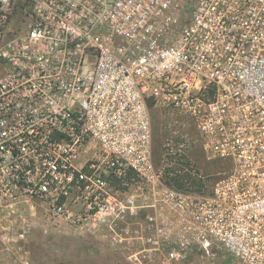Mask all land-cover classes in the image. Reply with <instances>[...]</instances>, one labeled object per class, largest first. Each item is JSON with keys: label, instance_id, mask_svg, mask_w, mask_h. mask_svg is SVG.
<instances>
[{"label": "built area", "instance_id": "obj_1", "mask_svg": "<svg viewBox=\"0 0 264 264\" xmlns=\"http://www.w3.org/2000/svg\"><path fill=\"white\" fill-rule=\"evenodd\" d=\"M153 109L194 131L177 150L228 163L209 193L165 181ZM30 201L93 223L147 209L157 264H264V0H0V217Z\"/></svg>", "mask_w": 264, "mask_h": 264}, {"label": "rangeland", "instance_id": "obj_2", "mask_svg": "<svg viewBox=\"0 0 264 264\" xmlns=\"http://www.w3.org/2000/svg\"><path fill=\"white\" fill-rule=\"evenodd\" d=\"M152 118L153 161L157 169L163 171L165 181L176 189L209 193L214 180L227 170L228 163L208 160L199 144L191 140L186 142L182 152L177 150L184 140L179 133L187 132L193 136L194 131L189 128L182 130L179 125L182 118L176 113L163 114L153 109ZM175 174L181 177L177 180L182 185L180 188L172 181ZM146 210L140 209L136 216L126 215L112 224L110 221L93 223L51 215L46 204L40 201L21 203L16 213L0 217V264L137 263L130 254L140 243L122 239L113 245L111 231L106 229H141L139 222L145 220ZM174 220L172 217L167 221L171 222L172 229L175 228ZM127 231H119L122 238ZM143 259L146 264H157L159 256L151 253ZM225 260L237 263L227 255L216 264H223ZM175 264H208V261L198 252H189Z\"/></svg>", "mask_w": 264, "mask_h": 264}, {"label": "crops", "instance_id": "obj_3", "mask_svg": "<svg viewBox=\"0 0 264 264\" xmlns=\"http://www.w3.org/2000/svg\"><path fill=\"white\" fill-rule=\"evenodd\" d=\"M146 211H148V210H146ZM106 230L111 231V238H112V244L113 245L115 242H119V240H121V239H127L129 242H132V241L137 242V243L139 242L140 245L131 251L130 255H132V256L130 258L131 259L133 258L134 260H136L138 262V263H134V264H146V261L143 258L148 256L147 254H149V253L147 251V249H148L147 245L142 243V241H141L140 236L142 235V233L140 234V232H139V231H141V229H129L130 233L126 234V236L124 238L120 237L121 234L118 233L119 232L118 229H106Z\"/></svg>", "mask_w": 264, "mask_h": 264}, {"label": "trees", "instance_id": "obj_4", "mask_svg": "<svg viewBox=\"0 0 264 264\" xmlns=\"http://www.w3.org/2000/svg\"><path fill=\"white\" fill-rule=\"evenodd\" d=\"M181 177H178L176 174L174 175V178L172 177V181H174L175 182V184H177L176 185V187L178 188H180L182 185L181 184H178L177 183V180H179ZM171 179V178H170Z\"/></svg>", "mask_w": 264, "mask_h": 264}]
</instances>
